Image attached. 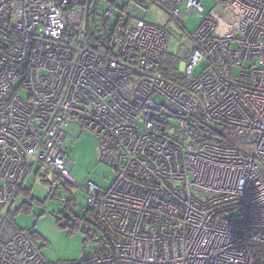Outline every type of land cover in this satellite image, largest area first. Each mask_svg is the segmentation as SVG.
Segmentation results:
<instances>
[{
    "label": "built area",
    "instance_id": "built-area-1",
    "mask_svg": "<svg viewBox=\"0 0 264 264\" xmlns=\"http://www.w3.org/2000/svg\"><path fill=\"white\" fill-rule=\"evenodd\" d=\"M146 1L177 23L198 14L191 34L179 23L192 43L179 82L156 69L168 38L140 0L95 41L92 0H0V264H264V0H213L208 11ZM168 117L222 129L225 143ZM70 121L115 174L105 188L77 185L98 247L48 263L9 209L33 167L74 184ZM59 201L76 210L73 197ZM233 211L239 219L224 216Z\"/></svg>",
    "mask_w": 264,
    "mask_h": 264
},
{
    "label": "rangeland",
    "instance_id": "rangeland-1",
    "mask_svg": "<svg viewBox=\"0 0 264 264\" xmlns=\"http://www.w3.org/2000/svg\"><path fill=\"white\" fill-rule=\"evenodd\" d=\"M206 11L214 7L213 0H199ZM130 0H92L90 7V18L88 20V31L95 29L103 32V25L108 29L114 25L119 13L131 11ZM111 8L114 16L103 22L101 15L104 9ZM124 16V15H123ZM126 17V16H125ZM146 19L159 25L167 34L166 50L177 55L179 61L177 70L183 65V58L187 50L192 48L188 34L195 29L199 19L194 10L180 19V24L167 17L162 10L155 6H148ZM203 68V63L193 69L198 74ZM155 100L160 101L157 97ZM170 125L175 126L179 122L174 117H168ZM67 135L66 143L68 149V160L73 162L70 176L74 184L69 185L53 174L40 175L33 167L26 175L22 189L10 206V217L14 224L24 230H28L34 237V242L41 255L48 263L74 262L82 256L90 255L99 245L102 238L101 233L95 225L84 218L82 209L86 208L83 190L87 180L105 188L114 178V169L103 162H96L95 143L92 136L83 130L81 125L70 121L64 128ZM62 195L76 199L77 205L74 212L64 210L59 201ZM82 216L78 219L77 216ZM239 219V213L233 211L224 216ZM66 220L67 224H61Z\"/></svg>",
    "mask_w": 264,
    "mask_h": 264
},
{
    "label": "trees",
    "instance_id": "trees-1",
    "mask_svg": "<svg viewBox=\"0 0 264 264\" xmlns=\"http://www.w3.org/2000/svg\"><path fill=\"white\" fill-rule=\"evenodd\" d=\"M140 3L146 8L149 6V2L146 0H140ZM120 16L121 14L119 13V15L117 16V20H120ZM98 34L99 31L97 29H95L94 32H89V39L95 41ZM178 61L179 59L176 54L168 52L166 50L160 55L159 60L156 64V69L159 70L165 78L179 82L182 80V76L177 72ZM178 121L181 124V126L185 127L187 130H189L196 136H199L205 140L214 143H225L226 138L224 137V132L222 129L210 126L209 124L194 118H189V119L178 118ZM21 189L22 187H20L19 191H21ZM9 214H10V209H9ZM82 216L79 215L77 217L78 219H80L82 218ZM30 235H31V239L34 241V237L31 232Z\"/></svg>",
    "mask_w": 264,
    "mask_h": 264
},
{
    "label": "crops",
    "instance_id": "crops-1",
    "mask_svg": "<svg viewBox=\"0 0 264 264\" xmlns=\"http://www.w3.org/2000/svg\"><path fill=\"white\" fill-rule=\"evenodd\" d=\"M74 180V179H73Z\"/></svg>",
    "mask_w": 264,
    "mask_h": 264
}]
</instances>
